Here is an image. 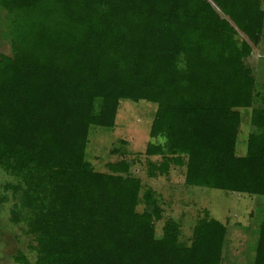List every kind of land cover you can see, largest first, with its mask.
<instances>
[{"label":"trees","instance_id":"1","mask_svg":"<svg viewBox=\"0 0 264 264\" xmlns=\"http://www.w3.org/2000/svg\"><path fill=\"white\" fill-rule=\"evenodd\" d=\"M261 5L0 0L13 52L0 54V169L16 179L11 218L32 234L33 264H220L226 222L204 209L188 241L172 217L157 235L158 193L124 158L96 171L86 148L90 128L114 125L120 99L152 101L149 135L165 141L145 154L165 158L149 176L181 165L185 185L264 203V107L244 62L264 31ZM244 109L256 130L238 154ZM253 264H264V204Z\"/></svg>","mask_w":264,"mask_h":264},{"label":"rangeland","instance_id":"2","mask_svg":"<svg viewBox=\"0 0 264 264\" xmlns=\"http://www.w3.org/2000/svg\"><path fill=\"white\" fill-rule=\"evenodd\" d=\"M260 1L264 9V0ZM11 20V15L0 6V54L13 53ZM244 62L255 77L254 105L264 107V31ZM155 109L156 103L152 101L120 99L112 127L90 128L86 159L96 171L106 172L108 162L124 158L129 163V174L138 177L144 187H151L158 193L163 218L155 222L157 235L161 234L165 218L172 217L181 225L182 240L188 241L196 219L207 209L211 217L227 223L220 264H253L263 201L244 193L185 185V167L181 165L170 166L168 175L149 176V165L158 164L165 158L145 154L148 143L163 144L165 141L161 135H149ZM241 111L236 144L238 154L245 151L248 133L256 130L249 121L250 110ZM8 182L16 183L15 177L0 169V264H22L13 259L18 251L33 264L35 241L24 221L16 223L11 218L10 210L18 200L11 189L7 190ZM138 209L142 210L143 204Z\"/></svg>","mask_w":264,"mask_h":264}]
</instances>
